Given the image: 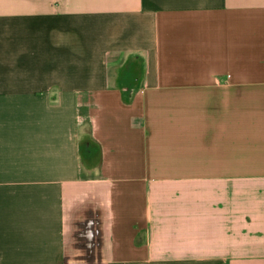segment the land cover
I'll return each instance as SVG.
<instances>
[{
	"label": "crops",
	"instance_id": "crops-1",
	"mask_svg": "<svg viewBox=\"0 0 264 264\" xmlns=\"http://www.w3.org/2000/svg\"><path fill=\"white\" fill-rule=\"evenodd\" d=\"M0 264H264V0H0Z\"/></svg>",
	"mask_w": 264,
	"mask_h": 264
},
{
	"label": "water",
	"instance_id": "water-1",
	"mask_svg": "<svg viewBox=\"0 0 264 264\" xmlns=\"http://www.w3.org/2000/svg\"><path fill=\"white\" fill-rule=\"evenodd\" d=\"M133 90H134L133 88H132V89L130 88V89H129V92H132Z\"/></svg>",
	"mask_w": 264,
	"mask_h": 264
}]
</instances>
